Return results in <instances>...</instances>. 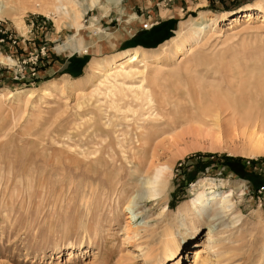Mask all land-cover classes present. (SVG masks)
I'll list each match as a JSON object with an SVG mask.
<instances>
[{
    "label": "rangeland",
    "instance_id": "rangeland-1",
    "mask_svg": "<svg viewBox=\"0 0 264 264\" xmlns=\"http://www.w3.org/2000/svg\"><path fill=\"white\" fill-rule=\"evenodd\" d=\"M257 1L261 9L246 8ZM11 9L12 15L0 16V56L10 60L0 63V92L13 94L0 99L8 109L0 114V264H149L147 246L154 264H204L206 258L209 264H264V119L247 114L235 97L245 86L246 103L254 102L256 78L249 76L253 71L264 77V65L255 68V59L264 56V0H18ZM78 9L84 12L81 26L70 17ZM245 11L252 14L249 21L232 22ZM203 21L224 34L199 47L195 79L208 101L214 102L211 93L218 96L219 118L205 117L196 97L192 110L182 106L187 75L175 69L182 55L175 42ZM136 48L159 55L162 72L149 69L146 81H129L137 86L138 102L130 90L120 98L128 119L109 111L108 102L90 104L96 97L86 92L98 74L85 87L88 99L70 98L63 90L57 94L69 97L65 112L43 108L50 117L31 119L28 90L60 84L64 77L76 85L96 62L120 59ZM141 84L151 88V107ZM79 100L88 104L83 110L76 107ZM158 107L165 116L157 115ZM138 124L148 139L133 159L131 150L125 152L124 134ZM70 129L77 135L72 150L61 144ZM224 156L237 160L227 165ZM144 161L153 164L148 174H134ZM157 167L163 171L153 195L142 182ZM132 183V190L123 189ZM213 191H233L225 204L229 212L218 204L216 211L194 209L200 195ZM134 199L142 215L137 222L128 218ZM212 222L219 246L207 252ZM135 228L141 236L132 234ZM170 233L179 241L173 256L163 249ZM196 251L202 255L198 262Z\"/></svg>",
    "mask_w": 264,
    "mask_h": 264
},
{
    "label": "bare ground",
    "instance_id": "bare-ground-1",
    "mask_svg": "<svg viewBox=\"0 0 264 264\" xmlns=\"http://www.w3.org/2000/svg\"><path fill=\"white\" fill-rule=\"evenodd\" d=\"M57 1H61V0H57ZM110 1L119 4L122 0H110ZM17 2H18V0H0V16L12 15L13 10L11 9V6L13 4H16ZM58 7H60V6H58V4L55 5L54 11H56L58 9ZM246 8L248 10L261 9L262 6L260 5V2L257 1L254 4H250ZM74 12H75L74 16L70 15V17L72 18V24H77L78 26H81V23L79 20L82 18V16H84V12H83V10H80V9H78ZM67 13H69V11L66 10L65 14H67ZM251 15L252 14L250 11H245L243 14L240 15V17H239V15L234 16L236 18H234L232 20V22L233 23L235 22V24H237V23H240V20L243 21V19H245V21H249L248 19H250L252 17ZM219 17L218 18L216 17L214 19V23L217 24L219 22V20L223 19L225 16L221 15ZM242 17H244V18L242 19ZM212 21H213V19H212ZM69 25H71V24H69ZM207 28H208V24L205 21L199 22L197 27L194 30H191L189 33H187L185 37H183V38L181 37L182 39L180 41L177 40L175 42V43H177L175 46L176 49L178 51H180V53L182 54L180 56L179 60H177V63L175 64V69L180 70V71H184L187 75V77L182 81V86L184 87L183 97H184V101H185V104H183L182 106L185 107L186 109L192 110L191 105H193V101L196 99L198 101L197 103L199 105L198 108L200 109V112L202 114H204L205 117L211 116V114H213L212 118H214V116L216 118H219L220 113H218V110L220 108H219V106H217L215 104L216 98L218 96L214 95L215 92L211 93V96H209V97L211 99H213L214 102L208 101V99L206 98L207 96L205 95L202 88L198 87L197 84L195 83V79L196 78L198 79V77H199V74H198L199 70H197L198 66L200 65V59L197 58V52L199 51V47H201L203 45H207L208 43H212L215 39H217V38L219 39L220 37L224 36V34H222V32H220V31L208 30ZM236 33H237V31L233 30L231 35H234ZM202 34H204V35H202ZM124 37H127V35H124ZM173 40H175V39H173ZM192 40L195 41V44H194L195 46L194 45L189 46V43ZM208 45H212V44H208ZM89 51H91V49ZM91 52H94V50H92ZM193 55L196 57L193 58L192 57ZM158 56L157 55H151L150 56L149 52H147L145 50L143 51L140 48H136L133 51H130L128 54H126L125 56H123L120 59H117V60L111 59V60H107L105 62H96V64L94 65V68L91 70V73H89L85 77L78 79L75 82L76 85L71 84L70 80H68V78L64 77L63 82L60 84H56L55 82H52L49 87L42 88L40 90L39 89L38 90H32L31 89V91L28 90L29 92L27 94L28 95L27 96V103L31 102V106L33 108V111L31 112V114H32L31 119H38L37 122L40 123L41 121L39 122V120L47 119L48 117H50V115H48V117L45 116L46 110H44L43 108H51V110L54 111L55 113H57V112L60 113V112L64 111L65 102L68 101L69 97H68V99H65V97L60 98L57 94L59 92H62L63 90H68L70 98H72L74 96V99H76V98H78V97H80L86 93H87L86 95H88L90 97H93V98L96 97V100L95 101L92 100V102L90 103L91 105L93 104L96 107H104L103 104L105 102H108L107 106L109 107V111H111L113 109L114 112L118 113V116H121L124 119H128L127 115H126V110L123 109L124 107L120 105V102H119V101H121L120 98L122 96L126 97L127 90H130L131 91L130 93L133 94L132 100H134V102H138V99H137L138 93H137V89H136L137 86L134 85L132 82H129V81H132V80H135L138 78L144 79V81H146L147 78L149 77L148 76L149 69L153 72V71H157L158 68H160V66H161V63H160L161 58ZM259 57L255 59L256 61H258V64H259L258 66H255V68L257 67L258 69L259 68L261 69L264 65V60H263L264 56L261 55V57L260 58ZM5 61L10 62V60L7 59L5 56H0V63L1 62L4 63ZM92 71H93V74H92ZM158 71L160 72L161 70H158ZM94 74L100 75V78H98L96 80V82L91 86V88L88 90V92L84 93L85 87L91 81H93V78H94L93 75ZM171 74L174 75V74H176V72L174 70H172ZM249 77L250 78H252V77L256 78V81L253 82V84L251 86V88L255 87V89H256V94L254 92H252L253 95H256V99L254 100V102H252V100H251V102H249L248 104L246 103V100L244 99V96H245L244 92L246 91L244 89L245 86H242V87L236 89V92L238 93L239 96L236 94L235 97L241 98L242 105L249 110V112H246L247 114H250L253 116L256 115L257 118L264 119V111H260L261 103L264 101V77L261 75H259V77H257V75H255V73H253V71L251 72V76H249ZM152 84H154V86H156L155 82H153ZM141 88L143 90V94H145V97H146L147 102L144 100L145 104H148L147 107H151L153 105V102H151V101H154V99H155L152 97L151 88L146 87V86L143 87L142 84H141ZM37 91H40V94L39 93L37 94L36 93ZM39 95H40V97L37 98ZM86 95H84V96L86 97ZM11 97H13V94H11V91L6 92V90H3L2 92H0V99H2V98L4 100L5 99H11ZM193 97H196V98L194 99ZM86 98L88 99V97H86ZM87 99H85V101ZM91 99L92 98H90L89 100H91ZM42 100H44L43 105L40 103ZM142 100H143V98H142ZM182 100H183V98H182ZM84 103L80 102V100H79L76 102V107L78 109L83 110L88 105L87 102H86V104H84ZM254 103H255V105H254ZM5 105H6L5 103H2L0 101V114H2V115H5L8 113V109H7V107H5ZM213 106H215V108H212ZM255 106H257V109H254ZM20 107H21V105L19 104L18 108L21 109L22 107L21 108ZM236 108H237L236 106L233 107V110L234 109L236 110ZM161 110H162V108L158 107L157 115H163V112ZM255 110H257L258 113H255ZM136 113H138V112H136ZM103 115H104V119L108 117V114L106 112ZM113 115L117 116V114H113ZM139 116H142V118H143L145 116V113H141V114H139ZM148 116H150V115H148ZM163 116H165V115H163ZM51 118H52V116H51ZM108 119L110 121V118H108ZM144 119H147V117H144ZM73 123H74V121H73ZM45 124H46V122H45ZM75 124L77 125V123H75ZM104 124L109 125L110 122H108V120H107ZM50 125H51V123H50ZM75 127H72V128H75ZM84 127H86V126H84ZM86 130H88V129L86 128ZM127 130L125 131V134H124L125 139H128L127 140L128 148L125 152H127L128 150H131L133 152L132 158L134 159V158H136V155L138 154V152L147 145L146 138L148 137V134L144 133V131L142 130L141 124L135 125L134 130H128V131ZM75 136H77V135L75 134V132L72 131V129H70L69 132H64V134H62V136H61L62 146H66L67 148L72 150L73 146H74L73 140H75ZM121 154L123 155V153H121ZM94 156H92V157H94ZM111 156H114V154ZM110 158L114 159L113 157H110ZM127 159H128L127 157H124V160H127ZM99 162H100V160H99ZM139 166H141L140 169L135 168L131 171L134 174H139L140 170H143L144 172H147V174H148V172L150 171V168L153 166V164L148 166V162L144 161V163L141 162V164H139ZM162 171H163V168L157 167V171H156L157 173L155 172L156 175L155 176L153 175L149 179L145 178L144 182H142V184L144 183V185L147 188L151 187V192L153 193V195L156 192V186L155 185H156V183H158V178L161 176ZM147 174H145V175H147ZM145 175H143V176H145ZM138 178H139V176H138ZM138 178H137V180H138ZM133 187H134V184L130 185L129 188L125 187L123 189H125V191L129 192L130 190H132ZM126 188H127V190H126ZM134 190H136V189L134 188ZM226 193L225 192L220 193V192L213 191L206 198H204L203 195H200V198H198L194 203V205H195L194 209L195 210L196 209H202L204 211L209 210V209L213 210L215 205L218 204L220 206V208L222 209L221 211L227 213L231 209L228 205H225V204L229 203V201H230L229 197L231 195H233V191H230L229 193L226 192ZM132 198H133V196H132ZM147 199H150V197H147ZM134 206H136L135 205V199L133 201H131L129 203V205L127 206V208L129 209L128 218L130 219V221H133V222L136 221L137 222L141 218L142 215H140L141 212H138V211H136V209H134V208H136ZM137 207H138V205H137ZM216 209L217 208H214V211H216ZM187 212H189V210H187ZM217 214H220V211ZM217 214L215 213L214 216H216ZM214 225L215 224L212 222V223H210V226H209V232H208V237H207L208 242L206 243V247H205L207 249V252H209L210 250H216L219 246V243H218L217 238L215 237V234L212 235ZM197 232H198V228L196 226H194V237L193 238H197V236H199V234L197 235ZM141 233L142 232H141L140 228H135V230L132 232V234L134 236H141ZM163 247H164L163 248L164 252L166 254H169L172 256L175 255L178 248H179V241H178L177 236L175 234L170 233L169 237L166 240V242L164 243ZM144 249H146V248H144ZM149 251H150V246H147V249L145 250L144 255L149 260V264H154V261L156 260L155 254L154 255L150 254ZM201 258H202V255H200V252L196 251V260L195 261L198 262V260ZM203 262H204V264H209L207 258Z\"/></svg>",
    "mask_w": 264,
    "mask_h": 264
},
{
    "label": "trees",
    "instance_id": "trees-1",
    "mask_svg": "<svg viewBox=\"0 0 264 264\" xmlns=\"http://www.w3.org/2000/svg\"><path fill=\"white\" fill-rule=\"evenodd\" d=\"M222 158H223L224 163L227 165H232L234 163V160H237V159H235L233 157H229V156H224Z\"/></svg>",
    "mask_w": 264,
    "mask_h": 264
}]
</instances>
